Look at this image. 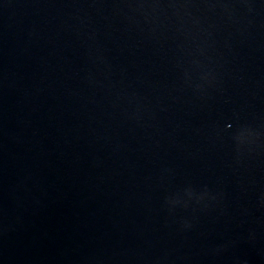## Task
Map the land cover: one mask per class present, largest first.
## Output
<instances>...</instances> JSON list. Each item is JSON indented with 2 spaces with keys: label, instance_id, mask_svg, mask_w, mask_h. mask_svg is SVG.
<instances>
[{
  "label": "water",
  "instance_id": "1",
  "mask_svg": "<svg viewBox=\"0 0 264 264\" xmlns=\"http://www.w3.org/2000/svg\"><path fill=\"white\" fill-rule=\"evenodd\" d=\"M0 264H264V0H0Z\"/></svg>",
  "mask_w": 264,
  "mask_h": 264
}]
</instances>
